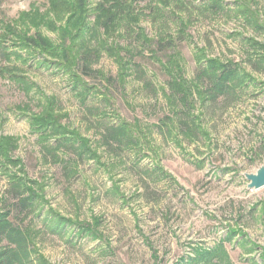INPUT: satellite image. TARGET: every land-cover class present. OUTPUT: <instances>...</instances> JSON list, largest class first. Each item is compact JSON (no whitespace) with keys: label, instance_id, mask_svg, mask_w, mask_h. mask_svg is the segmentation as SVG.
Returning <instances> with one entry per match:
<instances>
[{"label":"rangeland","instance_id":"374dc122","mask_svg":"<svg viewBox=\"0 0 264 264\" xmlns=\"http://www.w3.org/2000/svg\"><path fill=\"white\" fill-rule=\"evenodd\" d=\"M101 1L84 0L88 24L95 21ZM205 1L184 0L190 16L171 2L132 4L145 13L139 26L151 40L160 31L174 34L178 28L188 34L168 53L179 56L181 75L191 83V97L179 104L192 116L190 133H183L162 92L163 87L171 93L168 73L148 51L142 53L141 40L127 28H116L109 39L132 61L125 86L85 76L94 87L85 102L70 74L28 45L27 35L36 31L57 39L50 25L44 26L49 0H0V137L18 139L13 153L18 168L0 165V209L11 202L4 196L11 181L6 171L25 178L33 202L24 214L32 231L26 264H192L189 258L197 247H219L218 257L199 264H264V187L248 189L245 177L264 166V0L241 2L242 10L245 5L257 12L261 29L239 13L240 0H220L231 13L203 8ZM150 7H162L159 21L148 16ZM173 15L182 22H174ZM160 24L165 30H159ZM100 32L96 37H105ZM114 57L103 53L93 69L117 78ZM215 58L244 72L234 80L235 93L212 102L193 78L198 65ZM104 86L109 104L101 95ZM46 97L53 98L62 123L78 128L98 154L79 165L71 179L64 168L66 156L57 159L44 152L36 129L33 118L44 113ZM120 117L144 128L140 150L103 144L105 126ZM89 223L94 234L80 228ZM7 247L1 242L0 252Z\"/></svg>","mask_w":264,"mask_h":264},{"label":"trees","instance_id":"16d2710c","mask_svg":"<svg viewBox=\"0 0 264 264\" xmlns=\"http://www.w3.org/2000/svg\"><path fill=\"white\" fill-rule=\"evenodd\" d=\"M134 1L103 0L94 9L96 14L95 21L92 24H88L85 19L86 3L84 0H49L50 5L46 6V12L44 13V26L45 24L50 25L48 30L55 32L57 39L53 40L45 34L36 31L33 36L28 37L27 35L28 45L42 50L50 57L49 59L58 62L59 66L70 74L75 89L78 90V94L85 100L93 90L92 88H94L87 83L85 76L88 78L98 76V78H103L109 85H115L116 81H118L121 86H125V79L130 74V63L132 61L125 60L121 54L124 49H120L117 52L113 48L112 43H109V39L115 34L116 28L121 30H126L127 28L128 32L135 35L137 41L141 40L142 53L148 51L152 59H155V62L163 66L164 71L168 73L169 79L166 80V85L171 93L167 95L166 89L163 87L162 92L163 94L165 93L164 96L170 102L169 107L172 112H177L176 116L179 118L177 125H179L180 130L183 133H190L192 126L189 119L192 116L185 114L182 109H179V104L180 102H188L187 97H191L192 93L188 89L191 83L181 75L185 71L179 62V56L168 55L171 50L175 49L176 40L184 41L187 39L188 34L183 29L178 28V33L174 34L171 30L168 33L160 31L157 39L151 40L139 26V22L142 21L145 13L132 8ZM246 1L240 0V4H237L236 8H238L239 13L247 22L250 18L254 23L253 25L261 29L262 25L255 20L257 12L250 11L245 5H243L244 8L242 10L241 2ZM160 2L165 4L164 6L170 2L174 3L180 12L188 11L187 14L189 16L192 14L188 6L192 3L190 0H188L190 2L188 5H185L184 0H160ZM207 6L215 11L227 8L230 13L233 12L232 9H229L228 4L220 0H206L203 8ZM115 7L120 8V12L114 13ZM161 8L150 7L148 16H152L155 21H159V18L163 15ZM50 12L53 13L50 14ZM173 14L176 13L173 12ZM117 15L120 17H117ZM174 22H182V17L175 15ZM161 24L159 25V30H165L166 27ZM181 27L186 28V24L181 23ZM100 28L102 31L100 34L105 35V37L98 36L99 38H97L96 34ZM91 39L98 40V42L93 44ZM127 52L131 53L128 50ZM103 53H107L111 57L115 56L114 58L119 68L117 78L113 75H107L100 69H93V65L98 62ZM163 56L168 57L166 62L162 61ZM46 62L49 61L46 60ZM198 66L193 79H195L197 86L205 90L203 93L200 92V94H203L205 98H210L212 102L230 93H235L236 83L234 80L237 78L238 73L244 72V69H239L237 64L230 61L222 62L218 58L209 59L206 64ZM104 89L101 95L109 104V89L107 86H104ZM52 100L53 98L46 97L44 113L42 112L41 116H35L33 119L36 122V129L41 133L40 136L44 140V152L57 159L65 155L64 168L68 171L67 176L71 179L77 175L79 165L88 159H97L98 154L90 145V140L82 136L78 128H70L71 125L62 123L60 115L54 111L53 105L55 103ZM165 118L169 120L170 117L166 116ZM143 130L142 125L133 124L122 120L120 117L117 123L105 126L102 142L113 150L132 149L131 147L140 150L138 147L140 136L144 135ZM49 138H55L56 140L53 144H46ZM17 146V138L13 136L0 137V165L2 167L18 168L17 161L13 158V153ZM22 172L24 173V169ZM6 173L11 181L4 196L11 202H6L4 210L0 209V243H8V247L0 252V264H26L28 262L24 253L28 250V240L32 236V231H30L29 225H26V216L24 214L26 211H30L29 209L33 204L32 196H29L30 189L28 190L26 187L27 181L25 178L17 177L11 171H6ZM61 221L65 222L66 220L61 219ZM90 225L92 226L90 223L87 226H78H81L82 230H87L94 234L96 230L94 226L90 227ZM218 248L204 249L197 247L194 249L195 255L191 256L189 260L192 264H199L203 261L208 263L218 257Z\"/></svg>","mask_w":264,"mask_h":264},{"label":"water","instance_id":"95a60500","mask_svg":"<svg viewBox=\"0 0 264 264\" xmlns=\"http://www.w3.org/2000/svg\"><path fill=\"white\" fill-rule=\"evenodd\" d=\"M245 177L248 181V189L257 190L264 187V166L257 169L255 173H246Z\"/></svg>","mask_w":264,"mask_h":264}]
</instances>
